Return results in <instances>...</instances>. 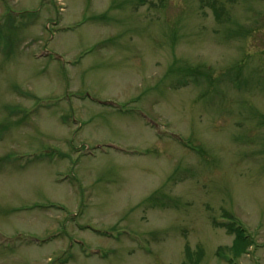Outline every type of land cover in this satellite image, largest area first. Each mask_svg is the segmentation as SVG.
<instances>
[{"label":"rangeland","instance_id":"obj_1","mask_svg":"<svg viewBox=\"0 0 264 264\" xmlns=\"http://www.w3.org/2000/svg\"><path fill=\"white\" fill-rule=\"evenodd\" d=\"M0 264H264V0H0Z\"/></svg>","mask_w":264,"mask_h":264},{"label":"trees","instance_id":"obj_2","mask_svg":"<svg viewBox=\"0 0 264 264\" xmlns=\"http://www.w3.org/2000/svg\"><path fill=\"white\" fill-rule=\"evenodd\" d=\"M225 217H228V216H225ZM229 220H230L229 224L218 225V226L229 229V232L234 235V243L232 245V252H233L234 257L237 256L238 254H242V253L245 254L247 252L246 250L247 247L252 243V242H249L250 237L244 232L242 227L239 226V224H237V222H235L231 218Z\"/></svg>","mask_w":264,"mask_h":264}]
</instances>
